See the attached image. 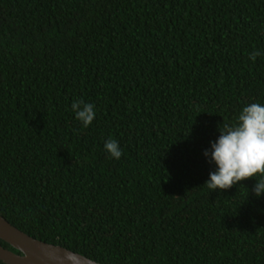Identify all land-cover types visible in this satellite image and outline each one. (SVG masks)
<instances>
[{"label":"trees","instance_id":"16d2710c","mask_svg":"<svg viewBox=\"0 0 264 264\" xmlns=\"http://www.w3.org/2000/svg\"><path fill=\"white\" fill-rule=\"evenodd\" d=\"M254 50L264 0H0V213L103 264H264L257 180L205 186L219 127L264 105Z\"/></svg>","mask_w":264,"mask_h":264},{"label":"clouds","instance_id":"9594fccd","mask_svg":"<svg viewBox=\"0 0 264 264\" xmlns=\"http://www.w3.org/2000/svg\"><path fill=\"white\" fill-rule=\"evenodd\" d=\"M264 55L259 50L250 53L255 62ZM71 110L84 128L89 127L96 118L95 105L83 99L75 100ZM220 136L212 143L211 150L204 155L216 170L210 172L205 186L212 191H225L248 179L257 180L253 191L257 197L264 196V105L249 103L232 124L223 122L219 127ZM105 150L114 159H120L123 152L115 139L105 141Z\"/></svg>","mask_w":264,"mask_h":264},{"label":"water","instance_id":"95a60500","mask_svg":"<svg viewBox=\"0 0 264 264\" xmlns=\"http://www.w3.org/2000/svg\"><path fill=\"white\" fill-rule=\"evenodd\" d=\"M0 239L21 252L0 243V259L7 264H103L64 246L41 241L12 224L1 213Z\"/></svg>","mask_w":264,"mask_h":264}]
</instances>
